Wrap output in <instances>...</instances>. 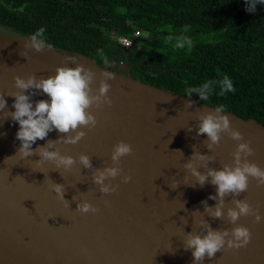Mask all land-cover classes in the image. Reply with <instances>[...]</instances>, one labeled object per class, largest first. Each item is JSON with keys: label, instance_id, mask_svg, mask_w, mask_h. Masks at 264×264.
Returning <instances> with one entry per match:
<instances>
[{"label": "water", "instance_id": "obj_1", "mask_svg": "<svg viewBox=\"0 0 264 264\" xmlns=\"http://www.w3.org/2000/svg\"><path fill=\"white\" fill-rule=\"evenodd\" d=\"M27 38L0 33V95L7 101L0 111V264H193L183 241L188 232L203 234L198 219L219 230L244 226L251 234L245 247L222 249L211 259L205 256L203 264H264V185L250 178L246 191L224 197L225 213L234 207L233 199H241L262 217L256 222L252 215L241 216L232 224L226 215L216 219L204 211L201 201L209 207L217 204L208 199L215 195V186L206 181L201 187L183 167L194 151L212 157L194 161L202 174L208 168L231 165L237 143L248 142L253 150L248 161L264 169L262 123L224 111L230 127L243 139L235 141L221 133L219 143L210 150L204 135H197L196 116L215 107L137 80L124 71V62L117 71H110L94 58L76 52L49 45L40 52L25 48ZM116 44L128 53L136 42L130 47ZM77 64L94 73L93 92L103 79L102 71L113 74L106 81L111 104L89 109L97 124L78 129L85 135L74 145L57 142L66 134L55 130L45 140L36 141V145L46 140L57 142L53 150L76 160L70 170H55L51 162L37 169L34 161L39 157L35 155L20 161L13 156L19 145L15 139L18 125L8 115L14 110V97L9 94L18 91L14 77L47 78L55 75L57 67L74 68ZM31 92L37 93L32 95L33 101L47 99L34 89L26 94ZM189 99L192 104L186 106ZM121 141L131 145L132 152L121 158V173L106 181L115 190L101 194L92 177L97 169L113 166L111 152ZM82 154L90 157L91 168L80 165ZM124 175L130 177L129 182H123ZM52 182L64 185L69 207L51 191ZM83 200L97 212L77 211L76 203Z\"/></svg>", "mask_w": 264, "mask_h": 264}, {"label": "trees", "instance_id": "obj_2", "mask_svg": "<svg viewBox=\"0 0 264 264\" xmlns=\"http://www.w3.org/2000/svg\"><path fill=\"white\" fill-rule=\"evenodd\" d=\"M0 27L28 37L43 27L45 45L105 69L114 37L146 32L133 78L188 97V89L227 76L233 91L217 95L213 83L207 99L189 97L264 125V6L249 13L243 0H0ZM210 33L214 41L195 40ZM182 36L191 43L176 47Z\"/></svg>", "mask_w": 264, "mask_h": 264}, {"label": "clouds", "instance_id": "obj_3", "mask_svg": "<svg viewBox=\"0 0 264 264\" xmlns=\"http://www.w3.org/2000/svg\"><path fill=\"white\" fill-rule=\"evenodd\" d=\"M245 11L255 13L257 5L264 6V0H243ZM45 29L39 28L31 34L26 40L24 47L31 48L40 52L45 48L44 39ZM191 41L186 36L176 38V47H183L190 44ZM117 45V44H116ZM23 54V53H22ZM103 79L100 81L98 90L93 92L91 84L94 79V73L81 64L76 67H57L55 75L47 78L37 79L35 75H30L26 79L20 76L14 77V87L18 90L9 95L14 97L12 109L8 115L17 125L15 139L19 141L13 156L18 157L20 161L38 156L35 160L37 169H41L45 162H51L55 170H70L76 160L72 156H65L59 150H53L55 143L76 144L85 135L84 127H95L97 121L89 109L95 105L97 108L104 104H111V100L106 95L110 85L106 82L113 78V74L108 71H102ZM213 83L218 86L217 95H224L233 91V84L229 77L224 76L215 82H205L198 87L188 89V95L195 94L200 101L209 97L213 92ZM38 90L41 94H46L47 99L33 101L31 92L26 94L27 90ZM192 101L189 99L188 105ZM7 105L4 95H0V111H3ZM197 135H204L208 149L212 150L221 138V133L227 134L235 141L243 139L238 130L230 127V120L224 114V105H218L209 112L198 113ZM53 130L58 133L66 134L58 137L57 142L46 140L42 145H36L37 140H45L48 133ZM191 129H189L190 131ZM36 145L33 148V145ZM252 148L248 142H239L236 149L231 153L233 162L231 165L225 164L220 169L208 168L205 173H201L194 166V161L211 160L212 157L203 155L199 152H193L191 159L183 167L195 177L196 184L201 187L207 181L215 186V195H209L208 199L217 201L214 207L207 206L206 201H201L205 205L204 211L211 217L220 219L226 215L229 223L235 224L241 216L252 215L256 222H260L262 217L251 207V205L241 199H233L234 207H228L224 211V197L231 194L233 197L239 196L246 191L250 178L256 179L258 185H264V169H261L254 163L248 161L252 154ZM132 152L131 145L123 141L113 146L111 152L112 165L97 169L92 177L93 183L99 186L101 194H108L114 191V187L106 181L116 178L120 173L119 162L122 157ZM11 156V157H13ZM9 157L5 158L7 160ZM80 165L84 168H91V160L87 155L78 157ZM41 173H43L41 171ZM130 177L123 176V182H129ZM195 186V185H193ZM57 198L64 202L65 207H69V201L64 199L65 187L63 184L52 182L49 185ZM173 187H177V182L173 181ZM74 200V197H73ZM76 210L81 214L95 213L97 208L93 207L87 200L76 203ZM197 215L193 212V216ZM197 223L202 227L203 234H194L188 232L183 241L185 250H190L193 258V264H203L205 256L211 259L214 254L222 249H239L245 247L250 241V232L244 226H236L230 231L213 229L206 221L198 219Z\"/></svg>", "mask_w": 264, "mask_h": 264}, {"label": "flooded vegetation", "instance_id": "obj_4", "mask_svg": "<svg viewBox=\"0 0 264 264\" xmlns=\"http://www.w3.org/2000/svg\"><path fill=\"white\" fill-rule=\"evenodd\" d=\"M0 33L2 34H15L13 31L7 30L5 28L0 27ZM136 44L129 49L128 53H125L123 48L118 46L113 47L114 54H113V59L109 61V67L107 68L110 71H117L120 66H122V63H125V72H130L131 67L133 65V57L135 55H138V47L139 45L137 44V40L135 41Z\"/></svg>", "mask_w": 264, "mask_h": 264}, {"label": "rangeland", "instance_id": "obj_5", "mask_svg": "<svg viewBox=\"0 0 264 264\" xmlns=\"http://www.w3.org/2000/svg\"><path fill=\"white\" fill-rule=\"evenodd\" d=\"M214 38H215L214 37V34L210 33L208 35L198 36V37L195 38V40H199V41H203V42H208V41H214ZM159 39H161V37H159ZM162 39H164V38L162 37ZM149 40H150L149 34L146 33V32H141V34L139 36V41H138L139 43H138V45L141 46L142 43H145V41H149ZM116 41H117V37H114L113 38V42H112L113 45L111 44L113 47H117Z\"/></svg>", "mask_w": 264, "mask_h": 264}, {"label": "built area", "instance_id": "obj_6", "mask_svg": "<svg viewBox=\"0 0 264 264\" xmlns=\"http://www.w3.org/2000/svg\"><path fill=\"white\" fill-rule=\"evenodd\" d=\"M140 36V32H135L132 37H127V36H116L117 41L116 43H119V45L124 46V47H130L132 43L138 39Z\"/></svg>", "mask_w": 264, "mask_h": 264}]
</instances>
